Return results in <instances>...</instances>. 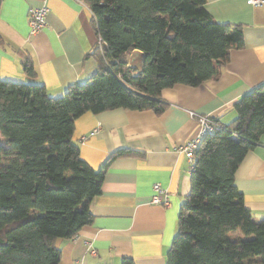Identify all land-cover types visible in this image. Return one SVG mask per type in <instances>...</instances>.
Here are the masks:
<instances>
[{
    "label": "trees",
    "instance_id": "obj_1",
    "mask_svg": "<svg viewBox=\"0 0 264 264\" xmlns=\"http://www.w3.org/2000/svg\"><path fill=\"white\" fill-rule=\"evenodd\" d=\"M83 1L103 41L89 54L98 69L86 82L54 97L44 84L0 79V264H58V240H73L93 222L90 205L106 170L134 153L119 149L92 168L73 139L76 119L119 108L162 114L164 89L217 78L245 45L241 27L215 21L207 0ZM136 50L140 69L129 64ZM21 65L37 77L31 55ZM233 107L235 119L219 121L196 152L166 264H264V220H254L236 185L240 163L264 136V83ZM238 230L245 238L232 239Z\"/></svg>",
    "mask_w": 264,
    "mask_h": 264
},
{
    "label": "crops",
    "instance_id": "obj_2",
    "mask_svg": "<svg viewBox=\"0 0 264 264\" xmlns=\"http://www.w3.org/2000/svg\"><path fill=\"white\" fill-rule=\"evenodd\" d=\"M43 5L49 8L47 23L32 34L30 10ZM205 7L215 21L244 32V47L232 51L217 78L196 87L176 84L164 89L167 107L162 114L119 108L76 119L73 139L92 168L99 169L119 149L134 153L117 158L106 170L102 191L90 205L93 222L75 239L58 240V264H122L125 257L136 264H166L180 209L192 187L188 158L178 150L198 131L190 111L229 124L236 117L233 104L264 83V4L207 0ZM93 20L83 0H2L0 79L44 84L54 97L71 84L86 82L98 69L89 55L97 44ZM24 54L33 57L36 78L23 72ZM142 61L143 53L136 50L129 64L140 69ZM157 183L168 192L166 206L151 202ZM236 185L254 220H264V136L240 163ZM236 234L245 238L239 230Z\"/></svg>",
    "mask_w": 264,
    "mask_h": 264
},
{
    "label": "built area",
    "instance_id": "obj_3",
    "mask_svg": "<svg viewBox=\"0 0 264 264\" xmlns=\"http://www.w3.org/2000/svg\"><path fill=\"white\" fill-rule=\"evenodd\" d=\"M247 1L249 4L254 6L264 4V0ZM48 11L49 8L47 5H43L41 7L33 8L30 10L29 25L32 34H36L45 27L47 23ZM102 44V38L100 36H97V45L102 47ZM190 116L197 121L198 131L192 138H190L184 144L179 146L178 150L186 154L190 164V170H193L195 165L196 152L199 149L202 141L206 136L212 135L217 130H219L221 128V125L216 118H213L209 115L199 114L197 112L190 111ZM153 191L154 194L151 200L152 203L161 204L165 206L169 204L168 192L160 184H154ZM92 253L96 254V251L93 250Z\"/></svg>",
    "mask_w": 264,
    "mask_h": 264
},
{
    "label": "rangeland",
    "instance_id": "obj_4",
    "mask_svg": "<svg viewBox=\"0 0 264 264\" xmlns=\"http://www.w3.org/2000/svg\"><path fill=\"white\" fill-rule=\"evenodd\" d=\"M191 173H192V170H191ZM232 238L235 239V240L239 239V237L237 236L236 232L232 233Z\"/></svg>",
    "mask_w": 264,
    "mask_h": 264
}]
</instances>
